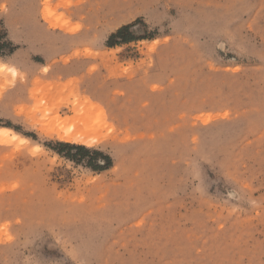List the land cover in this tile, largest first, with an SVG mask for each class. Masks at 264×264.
<instances>
[{
    "label": "rangeland",
    "instance_id": "1",
    "mask_svg": "<svg viewBox=\"0 0 264 264\" xmlns=\"http://www.w3.org/2000/svg\"><path fill=\"white\" fill-rule=\"evenodd\" d=\"M0 62V264H264V0H0Z\"/></svg>",
    "mask_w": 264,
    "mask_h": 264
},
{
    "label": "bare ground",
    "instance_id": "2",
    "mask_svg": "<svg viewBox=\"0 0 264 264\" xmlns=\"http://www.w3.org/2000/svg\"><path fill=\"white\" fill-rule=\"evenodd\" d=\"M3 64L4 63L0 62V67L3 68ZM8 71L13 76L17 73L16 68L13 66H9ZM91 108L92 107H83L82 109L74 110L73 114L67 117L64 116L60 118L61 116L58 117L59 115H57L56 119L53 120L51 124H48L50 122L47 123L48 127L45 128L43 124L40 129L44 127V130L41 129L43 132L45 131L46 134L56 136L60 140L91 146L100 141V137L103 135L101 136L100 134L102 132L99 134V131H101L100 129L104 127L103 125L106 123L104 122V113L101 111V113L96 115L92 110H88ZM11 137L19 138L21 141L27 140L26 137L20 136L11 128L0 126V141H6Z\"/></svg>",
    "mask_w": 264,
    "mask_h": 264
},
{
    "label": "trees",
    "instance_id": "3",
    "mask_svg": "<svg viewBox=\"0 0 264 264\" xmlns=\"http://www.w3.org/2000/svg\"><path fill=\"white\" fill-rule=\"evenodd\" d=\"M126 28H127V26H122V27H120L117 31H116V33H114L111 37H114V36H116V35H121L122 34V32H123V30H126ZM123 39H125V38H123ZM62 145H68V146H70L69 144H64V143H61ZM70 147H75L76 149H78V150H81V149H83V147H81V146H70ZM71 157H73L72 155H71Z\"/></svg>",
    "mask_w": 264,
    "mask_h": 264
}]
</instances>
